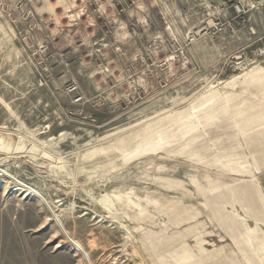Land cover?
<instances>
[{
	"label": "rangeland",
	"instance_id": "rangeland-1",
	"mask_svg": "<svg viewBox=\"0 0 264 264\" xmlns=\"http://www.w3.org/2000/svg\"><path fill=\"white\" fill-rule=\"evenodd\" d=\"M263 234L264 0H0V264H252Z\"/></svg>",
	"mask_w": 264,
	"mask_h": 264
},
{
	"label": "bare ground",
	"instance_id": "bare-ground-1",
	"mask_svg": "<svg viewBox=\"0 0 264 264\" xmlns=\"http://www.w3.org/2000/svg\"><path fill=\"white\" fill-rule=\"evenodd\" d=\"M22 186V185H21ZM25 186V185H24ZM26 188V187H25ZM18 190H21V191H23V192H25L26 193V195H32L33 193L34 194H36L37 195V193L34 191V189L32 188H27L26 190H24V189H18ZM97 203V202H96ZM100 203V202H99ZM105 203V202H104ZM106 204H107V202H106ZM109 205V204H108ZM110 205H111V203H110ZM99 206H101V205H99ZM110 207V206H109ZM108 207V208H109ZM112 207H114V206H112ZM102 209H103V207H102ZM110 209V208H109ZM112 209V208H111ZM185 209V208H184ZM96 210V209H95ZM110 211H113V210H110ZM101 218L102 217H104V216H100ZM204 223V222H203ZM256 224V223H255ZM62 225V224H61ZM256 230V229H255ZM64 234L66 235V236H68V233H67V231L66 230H64ZM263 236H264V234H263ZM262 236V238H264ZM69 239V238H68ZM70 239L72 240V242H73V244H74V246H75V249L77 250V251H79V252H81L82 253V255H83V257L88 261V263L90 264V260H89V256L87 255V253L83 250V248H82V246L78 243V242H76L73 238H71L70 237ZM198 242V241H197ZM264 242V241H263ZM261 243L260 244V254H261V256H259V257H257V254H255V253H253L252 251H251V249L252 248H248V250H247V255L250 257V259H251V261H252V264H264V243ZM189 249H187V251H188ZM217 250V249H216ZM186 252V251H185ZM187 253V252H186ZM180 254V253H179ZM190 257V256H189ZM181 258V257H180ZM188 258V257H187ZM186 258V259H187ZM193 258V257H192ZM192 258H191V260H192ZM194 259V258H193ZM248 259V258H247ZM187 260H189V259H187ZM183 261V260H182ZM184 261H185V259H184ZM179 262H181V261H179ZM182 263V262H181ZM184 263V262H183ZM185 264V263H184Z\"/></svg>",
	"mask_w": 264,
	"mask_h": 264
},
{
	"label": "crops",
	"instance_id": "crops-1",
	"mask_svg": "<svg viewBox=\"0 0 264 264\" xmlns=\"http://www.w3.org/2000/svg\"><path fill=\"white\" fill-rule=\"evenodd\" d=\"M258 240V239H257ZM259 242V241H258Z\"/></svg>",
	"mask_w": 264,
	"mask_h": 264
}]
</instances>
